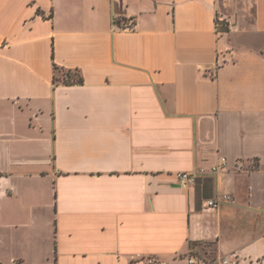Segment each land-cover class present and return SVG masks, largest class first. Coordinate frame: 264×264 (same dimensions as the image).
I'll return each mask as SVG.
<instances>
[{
    "label": "crops",
    "instance_id": "obj_1",
    "mask_svg": "<svg viewBox=\"0 0 264 264\" xmlns=\"http://www.w3.org/2000/svg\"><path fill=\"white\" fill-rule=\"evenodd\" d=\"M191 253L264 264V0H0V264Z\"/></svg>",
    "mask_w": 264,
    "mask_h": 264
},
{
    "label": "built area",
    "instance_id": "obj_2",
    "mask_svg": "<svg viewBox=\"0 0 264 264\" xmlns=\"http://www.w3.org/2000/svg\"><path fill=\"white\" fill-rule=\"evenodd\" d=\"M127 28L128 27H133V23H128L125 25ZM226 164V158L222 157L220 160V163L218 165H216L213 170L218 171L221 169L222 166H224ZM202 171H196V170H192V171H180L177 173L179 182L183 185V186H191L193 184L196 183L197 178L199 177V175L201 174ZM223 200H232L231 195L229 194H225L223 195ZM207 205L209 207H218L221 203V200L216 198V199H209L207 200ZM188 262L189 264H238V260L237 258L235 259H231L228 256H224L222 258H220L219 260H210L205 256H198L197 254L191 253L188 257ZM145 263L146 264H164L163 260L155 257V256H148L145 258Z\"/></svg>",
    "mask_w": 264,
    "mask_h": 264
},
{
    "label": "trees",
    "instance_id": "obj_3",
    "mask_svg": "<svg viewBox=\"0 0 264 264\" xmlns=\"http://www.w3.org/2000/svg\"><path fill=\"white\" fill-rule=\"evenodd\" d=\"M56 68L58 67L56 66ZM63 81L66 84L82 83L83 78L77 71L68 70L64 72Z\"/></svg>",
    "mask_w": 264,
    "mask_h": 264
}]
</instances>
